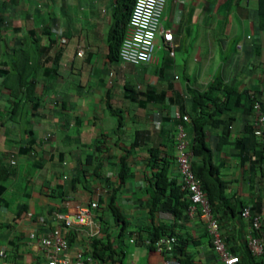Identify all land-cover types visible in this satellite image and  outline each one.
Masks as SVG:
<instances>
[{"label":"crops","instance_id":"1","mask_svg":"<svg viewBox=\"0 0 264 264\" xmlns=\"http://www.w3.org/2000/svg\"><path fill=\"white\" fill-rule=\"evenodd\" d=\"M258 1L166 0L161 26L176 47L171 57L159 50L165 62L152 76L147 65L107 58L110 29L116 21L126 28L120 0H0V69L7 71L0 74V264H45L28 236L56 226L53 212L73 219L61 227L69 252L96 250L104 258L93 256L96 264H161L150 243L154 228L175 236L181 264H220L204 223L182 206L174 149L175 124L190 111L188 89L202 91L215 79L237 94V104L216 113L204 132L227 204L218 209L226 246L239 258L250 229L239 211L251 208L264 224V159L249 137L250 95L264 105ZM36 45L31 102L13 107L2 85L12 52ZM132 83L158 84L162 94L140 104ZM162 167L163 192L155 178ZM93 202L98 207L79 224L74 209ZM255 260L264 264V255Z\"/></svg>","mask_w":264,"mask_h":264},{"label":"built area","instance_id":"2","mask_svg":"<svg viewBox=\"0 0 264 264\" xmlns=\"http://www.w3.org/2000/svg\"><path fill=\"white\" fill-rule=\"evenodd\" d=\"M166 0H134L126 24V30L118 48V60L126 65H150L157 59V52L162 49L171 57L174 55L176 44L171 31L161 26V17ZM79 50L77 56H81ZM251 100V132L260 143L264 155V105L255 94ZM188 122L186 115L181 116L174 128L175 162L179 176V190L187 200L186 215L189 218L200 219L207 230L210 245L220 264H239V258L230 252L226 246L223 228L211 211L208 199L202 189L200 180L191 171L192 154L191 139L185 127ZM14 156H11L13 159ZM98 204L93 202L88 206L74 209L76 221L86 223L90 210ZM31 217V213L26 214ZM240 217L250 222V229L244 239L253 257L264 255V224L259 214H252L249 207L242 208ZM52 219L57 223L47 233L29 234V239L35 240L44 253L45 264H96L91 254L69 252V242L61 231V227L73 225V219L66 213L53 212ZM176 238L172 234L159 236L152 246L163 255L161 264H179L174 255ZM5 252L0 248V258Z\"/></svg>","mask_w":264,"mask_h":264},{"label":"trees","instance_id":"3","mask_svg":"<svg viewBox=\"0 0 264 264\" xmlns=\"http://www.w3.org/2000/svg\"><path fill=\"white\" fill-rule=\"evenodd\" d=\"M134 0H120L119 10H126L127 13H122V17L126 19V24L128 21V16L132 7ZM257 19L259 28L263 32V46H264V0H259L257 4ZM123 24L119 21H116L114 26L110 29L107 37L108 42V54L107 58L109 61H117L118 60V48L120 42L123 38L126 28L123 29ZM34 42V41H33ZM36 42H34L35 44ZM41 54V50L36 46L27 47L25 49L13 50L12 52V61L10 65V72L8 76L5 78V82L2 83L3 87L7 88L9 92V98L11 100L12 106L17 107L18 105L25 102H31V96L33 95L34 83L31 80V75L37 69L36 60ZM7 71L4 69H0V74H6ZM127 89V86L125 87ZM188 92L191 96L190 99V111L187 113L188 122L185 123V127L189 126L190 132V150L192 154L191 160V171L193 174L200 180L202 189L208 199L210 208L214 216L217 218L219 223L221 224L222 215H218V209L221 206L226 207V200L222 194V183L219 181L217 174L218 169L213 164L211 158V152L208 148L205 140V132L204 127L206 123L213 118L216 113L223 112L224 110L230 109L232 106L237 104V94L236 92L222 84L219 80L215 79L211 83H209L206 88L202 91H197L193 89H188ZM19 97V98H18ZM155 99L150 91L147 94V100ZM144 100H140L139 103L142 104ZM211 107L213 108L211 111ZM250 111H251V100H250ZM249 137L252 140H255L251 129L249 132ZM223 143L221 139L217 145V148H220ZM262 152V151H261ZM262 156L264 159V155L262 152ZM199 161V163L196 162ZM157 165V164H153ZM155 178L157 180L158 189L163 192L164 184L163 182L166 180L165 168H159V171L156 172ZM179 189V186L177 187ZM180 191V190H178ZM180 199H182V206L186 210L187 200L184 195L180 192ZM114 198L110 197L109 201V209L110 213L118 225L123 226L125 224V220L118 208L113 203ZM156 202V200H155ZM227 208V207H226ZM230 209V208H229ZM242 210V209H241ZM239 211V215L240 212ZM252 214H258L252 211ZM175 213L174 210H172ZM222 226V225H221ZM123 229V228H122ZM160 229L154 228L151 233L150 243H152L161 235L165 233L159 232ZM106 247V246H104ZM153 247V246H152ZM93 252V256L99 261H104L102 255L97 252ZM179 252V251H178ZM174 255L176 256V247L174 249ZM260 258V257H259ZM178 259V258H177ZM257 257H253L248 251L245 245V251L241 253L239 256V264H260V261L255 260ZM179 264L181 261L178 259Z\"/></svg>","mask_w":264,"mask_h":264},{"label":"rangeland","instance_id":"4","mask_svg":"<svg viewBox=\"0 0 264 264\" xmlns=\"http://www.w3.org/2000/svg\"><path fill=\"white\" fill-rule=\"evenodd\" d=\"M165 6V5H164ZM164 9V8H163ZM108 11V10H107ZM157 59L152 63V64H150V65H147V66H149V67H151L152 69H151V75L152 76H154L156 73H157V68L156 67H154V66H156V64H157V62H158V67H160V66H162L163 65V62H165V59H163L164 57L162 56V52L161 51H159L158 53H157ZM159 59V60H158ZM132 67H134V66H132ZM118 69V71H120V72H125L126 73V71H127V69L124 67V68H122V65H119V67H117ZM138 68H136L135 70H136V72H133V71H131V74L133 75V74H136V75H138L139 73H138V71L139 70H137ZM133 70V69H132ZM159 70V69H158ZM158 77H159V79L160 78H162L161 76H160V74H159V72H158ZM132 85H133V87H131V85H129L128 86V88H129V92H130V95H133V96H136L137 98H139L140 100H147V94H148V92L150 91V94H152L153 96H154V98H159L160 96H161V92L159 91V89L157 88L158 86V84L155 86L156 87V89H155V87L153 86L154 85V83H144V84H136V83H132ZM132 88V89H131Z\"/></svg>","mask_w":264,"mask_h":264}]
</instances>
